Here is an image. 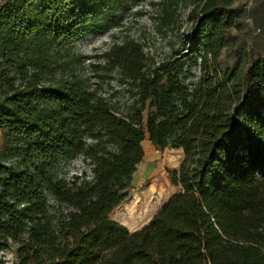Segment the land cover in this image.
I'll list each match as a JSON object with an SVG mask.
<instances>
[{
  "label": "trees",
  "instance_id": "16d2710c",
  "mask_svg": "<svg viewBox=\"0 0 264 264\" xmlns=\"http://www.w3.org/2000/svg\"><path fill=\"white\" fill-rule=\"evenodd\" d=\"M234 1L191 0L180 48L149 68L133 38L103 51L130 93L122 107L54 70L74 40L118 25L129 0L0 1V252L17 244L0 264H264V51L220 61L242 15ZM145 137L182 149L179 191L130 232L109 214ZM79 152L91 175L57 176Z\"/></svg>",
  "mask_w": 264,
  "mask_h": 264
},
{
  "label": "rangeland",
  "instance_id": "374dc122",
  "mask_svg": "<svg viewBox=\"0 0 264 264\" xmlns=\"http://www.w3.org/2000/svg\"><path fill=\"white\" fill-rule=\"evenodd\" d=\"M129 3L130 7L118 25L102 32H90L74 40L63 53L66 55L56 56L61 63L54 70L55 76L74 74L82 78L90 88H95L120 107L131 100L130 93L118 81L120 71L110 69L101 53L115 41L133 38L142 44L146 68H149L180 48L190 26L188 13L191 0H129ZM233 5L243 10L241 0H235ZM240 51L246 53L249 61L257 59L264 51V0H256L252 4L250 20L246 24L240 21L239 25L227 31L220 61L231 60ZM192 67L196 73L199 72V64ZM143 141L144 156L133 174L131 187L109 214L110 218L121 222L129 230L139 229L148 223L168 198L179 191V186L172 184L170 177L173 170L179 168L182 149H158L147 137ZM3 147L2 138L0 149ZM84 170L87 176L91 175L89 160L79 152L73 158L59 162L54 172L67 179ZM16 248L17 244L10 241L8 247L0 252V259L14 262Z\"/></svg>",
  "mask_w": 264,
  "mask_h": 264
},
{
  "label": "built area",
  "instance_id": "2783aa9c",
  "mask_svg": "<svg viewBox=\"0 0 264 264\" xmlns=\"http://www.w3.org/2000/svg\"><path fill=\"white\" fill-rule=\"evenodd\" d=\"M255 1L256 0H241L242 5H243V10H242L241 17L238 18L239 21H243L246 24L250 20V8Z\"/></svg>",
  "mask_w": 264,
  "mask_h": 264
},
{
  "label": "bare ground",
  "instance_id": "6f19581e",
  "mask_svg": "<svg viewBox=\"0 0 264 264\" xmlns=\"http://www.w3.org/2000/svg\"><path fill=\"white\" fill-rule=\"evenodd\" d=\"M148 144V143H147ZM142 145H144V141H142ZM149 145V144H148Z\"/></svg>",
  "mask_w": 264,
  "mask_h": 264
},
{
  "label": "water",
  "instance_id": "95a60500",
  "mask_svg": "<svg viewBox=\"0 0 264 264\" xmlns=\"http://www.w3.org/2000/svg\"><path fill=\"white\" fill-rule=\"evenodd\" d=\"M136 230V229H135ZM130 232L134 231V230H129Z\"/></svg>",
  "mask_w": 264,
  "mask_h": 264
}]
</instances>
